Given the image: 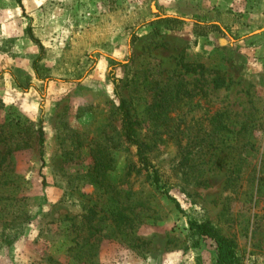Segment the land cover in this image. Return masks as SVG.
Segmentation results:
<instances>
[{
  "label": "rangeland",
  "instance_id": "374dc122",
  "mask_svg": "<svg viewBox=\"0 0 264 264\" xmlns=\"http://www.w3.org/2000/svg\"><path fill=\"white\" fill-rule=\"evenodd\" d=\"M21 5L0 0V264H214L189 220L264 264V197L235 187L237 169L264 166V0ZM115 85L159 188L123 137Z\"/></svg>",
  "mask_w": 264,
  "mask_h": 264
},
{
  "label": "trees",
  "instance_id": "16d2710c",
  "mask_svg": "<svg viewBox=\"0 0 264 264\" xmlns=\"http://www.w3.org/2000/svg\"><path fill=\"white\" fill-rule=\"evenodd\" d=\"M18 4L21 5V0H16ZM175 22L180 23L181 20L177 18H165L159 20V22ZM194 27L198 28L199 30V36H205V29H218V26L214 24H201L198 22L194 23ZM30 34L31 39L34 42H37L41 52L43 50V47L38 43L37 40L34 39L33 35L30 33V30L28 31ZM38 58L35 60L34 63L38 61ZM33 63V66L36 64ZM185 68V72H196L195 67H188L187 65H183ZM38 74V72L36 71ZM215 86H220L219 79L214 80ZM115 95L118 98V112L121 119V129L122 134L125 139V141L136 148V157L139 165L140 170H144L147 173V176L152 184L155 185V187L159 188L160 184L162 182L160 174L158 169L150 162L149 157L146 153V150L144 149L143 145L139 141L136 129H135V123L132 119V115L130 112V109L128 107L127 102L120 97L118 92V87L115 85ZM157 115V114H156ZM158 116V115H157ZM156 119V117H155ZM173 119H170V122H172ZM38 139H39V145L42 147L44 144V131L42 128V120L39 119L38 122ZM172 125H168L164 131L166 134L174 135V130L170 128ZM244 129V128H243ZM241 134V132H238ZM245 146V145H244ZM97 153V154H95ZM93 160V167L91 168V174L92 176L96 178H104L106 173L111 169L110 165V159L107 157V155L104 154L103 149H98L97 152H94L92 155ZM193 166H188V169H192ZM200 167H195L196 170H198ZM200 170V169H199ZM241 171V172H240ZM237 173L243 172V179L241 180L243 183L238 184L235 186L233 181L228 184L229 187H236L237 189L245 188L247 192L252 196V198H256V200L264 197V166H259L258 168H247L245 170L243 169H237ZM232 180V179H231ZM245 184V185H244ZM246 194V192H244ZM189 229L192 234L196 235L197 238L201 239H210L212 240L216 245V253H215V263L214 264H243L240 257L237 255L234 249V245L226 238L220 236L217 233V230L207 221H195V220H189Z\"/></svg>",
  "mask_w": 264,
  "mask_h": 264
}]
</instances>
